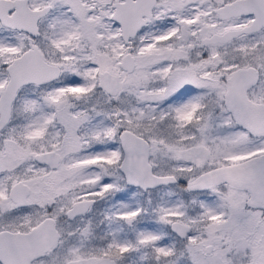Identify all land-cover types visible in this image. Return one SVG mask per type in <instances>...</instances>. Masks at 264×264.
I'll return each instance as SVG.
<instances>
[{
  "label": "snow or ice",
  "instance_id": "1",
  "mask_svg": "<svg viewBox=\"0 0 264 264\" xmlns=\"http://www.w3.org/2000/svg\"><path fill=\"white\" fill-rule=\"evenodd\" d=\"M0 264H264V0H0Z\"/></svg>",
  "mask_w": 264,
  "mask_h": 264
}]
</instances>
